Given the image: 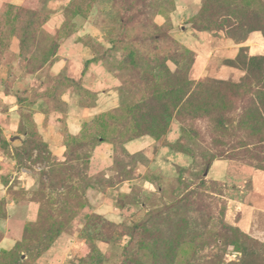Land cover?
<instances>
[{"label": "rangeland", "instance_id": "rangeland-1", "mask_svg": "<svg viewBox=\"0 0 264 264\" xmlns=\"http://www.w3.org/2000/svg\"><path fill=\"white\" fill-rule=\"evenodd\" d=\"M240 48L264 0H0V264H264Z\"/></svg>", "mask_w": 264, "mask_h": 264}, {"label": "trees", "instance_id": "trees-1", "mask_svg": "<svg viewBox=\"0 0 264 264\" xmlns=\"http://www.w3.org/2000/svg\"><path fill=\"white\" fill-rule=\"evenodd\" d=\"M244 48H240L239 53L233 59H227V64L235 67H242L247 70L248 74L253 76H263L264 69V54L261 55H247L244 53ZM254 248V247H253ZM258 250H263L260 248H254ZM253 251L248 245L243 246V262H250L252 260Z\"/></svg>", "mask_w": 264, "mask_h": 264}]
</instances>
